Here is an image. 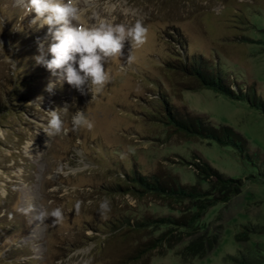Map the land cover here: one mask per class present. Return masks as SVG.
Returning <instances> with one entry per match:
<instances>
[{
	"label": "rangeland",
	"instance_id": "obj_1",
	"mask_svg": "<svg viewBox=\"0 0 264 264\" xmlns=\"http://www.w3.org/2000/svg\"><path fill=\"white\" fill-rule=\"evenodd\" d=\"M77 2L85 9L83 23L139 19L147 38L140 47L126 41L124 54L108 59L111 79L101 93L89 86L90 92L81 94L67 82L49 92L45 86L56 77L33 59L40 42L47 55V26L30 24L35 14H26V0H0V264H128L125 256L139 240L166 227L126 235L113 233L109 220L121 213L179 216L190 204L110 188L135 167L173 173L183 184H194L202 158L241 178V192L210 207L195 229L176 231L139 264H264V112L209 87L185 88L196 86L194 78L165 64L178 49L176 30L190 53L213 61L218 56L239 85L253 86L264 97V0ZM159 91L244 135V155L215 140L169 134L165 123L147 118L151 104L160 102ZM52 109L70 129L67 134L44 131ZM77 111L93 121L91 129L71 130ZM104 198L111 203L106 219L98 212ZM29 205L27 212L20 211ZM55 207L63 210L59 223L47 215ZM205 233L216 236L215 246L188 260L184 246Z\"/></svg>",
	"mask_w": 264,
	"mask_h": 264
},
{
	"label": "trees",
	"instance_id": "obj_2",
	"mask_svg": "<svg viewBox=\"0 0 264 264\" xmlns=\"http://www.w3.org/2000/svg\"><path fill=\"white\" fill-rule=\"evenodd\" d=\"M174 31L177 36L178 49L171 52L173 59L165 61V64L175 72L194 78L196 86L190 84L185 88L195 90L200 87H209L230 98L247 100L252 106L264 112V97L257 93L255 87L239 85V81L226 70V65H222L218 56L213 61L201 53H190L184 35L179 31ZM158 97L160 102L151 104L148 110L152 113L146 116L165 123L169 127V134L181 133L186 138L199 137L215 140L222 145L235 146L244 155L247 139L233 127L216 124L206 115L195 113L184 106L175 104L166 97L165 92L159 91ZM196 167L198 168V181L194 184H183L173 173L166 174L159 173V171L143 173L135 167L132 174L124 173L125 177L115 182V185L110 188L119 194H132L136 197L152 195L171 204L181 205L187 202L190 204L187 206L186 212L179 216L174 213L162 216H131V213H121L109 220L107 225L112 228L113 233L120 231L119 234L126 235L142 231H156L166 227L157 236L139 240L136 247L126 254L125 263H142L144 259L150 257L152 251L168 242L176 231L195 229L198 221L210 207L219 202L227 203L241 192L244 183L241 178L225 175L204 158L201 163H196ZM201 180L207 181L208 187L204 188ZM243 232L237 236L240 238L243 236ZM215 243V235L210 236L205 233L194 236L184 246L182 254L188 260L191 257H203L209 249L215 246ZM182 263L189 264L191 260L190 262L184 260L179 264ZM145 264H149V262Z\"/></svg>",
	"mask_w": 264,
	"mask_h": 264
},
{
	"label": "clouds",
	"instance_id": "obj_3",
	"mask_svg": "<svg viewBox=\"0 0 264 264\" xmlns=\"http://www.w3.org/2000/svg\"><path fill=\"white\" fill-rule=\"evenodd\" d=\"M33 12L30 24L37 29L47 26V34L51 42L45 54L43 42L38 43V53L33 59L37 65H43L50 74L56 77L49 80L46 90L51 92L58 84L67 82L81 94L90 92L101 93L111 76L106 65L110 57L122 56L125 42L132 47H140L147 38L148 29L141 20L133 23H115L102 20L95 24L83 23L85 9L77 0H26V14ZM92 17L97 13L93 11ZM0 44H3L0 41ZM93 121L83 111H77L71 118V130L80 128L91 129ZM70 129L65 127L59 113L50 110V118L44 131L47 134H67ZM56 172L61 168L57 167ZM79 202H77V208ZM28 208L20 209L27 212ZM111 203L108 198L99 202L98 212L103 219L107 218ZM54 217L53 223L63 219L61 207H55L47 213Z\"/></svg>",
	"mask_w": 264,
	"mask_h": 264
}]
</instances>
